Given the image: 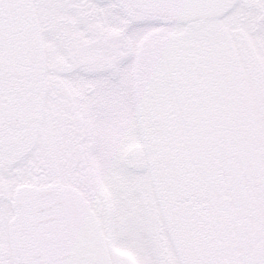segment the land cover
<instances>
[{
	"label": "snow or ice",
	"instance_id": "1",
	"mask_svg": "<svg viewBox=\"0 0 264 264\" xmlns=\"http://www.w3.org/2000/svg\"><path fill=\"white\" fill-rule=\"evenodd\" d=\"M0 264H264V0H0Z\"/></svg>",
	"mask_w": 264,
	"mask_h": 264
}]
</instances>
